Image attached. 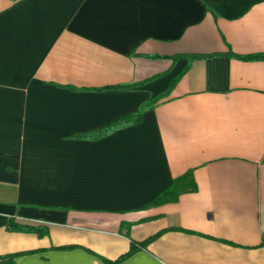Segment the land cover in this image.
Returning a JSON list of instances; mask_svg holds the SVG:
<instances>
[{"label":"crops","instance_id":"0c3cea01","mask_svg":"<svg viewBox=\"0 0 264 264\" xmlns=\"http://www.w3.org/2000/svg\"><path fill=\"white\" fill-rule=\"evenodd\" d=\"M228 48L264 51V0H0V255L264 264V60L195 58L138 122L74 136ZM188 168L194 191L143 206Z\"/></svg>","mask_w":264,"mask_h":264},{"label":"trees","instance_id":"16d2710c","mask_svg":"<svg viewBox=\"0 0 264 264\" xmlns=\"http://www.w3.org/2000/svg\"><path fill=\"white\" fill-rule=\"evenodd\" d=\"M216 54H226L241 60H264V51L261 52H255V53H248V54H239L231 49H227L224 52H212V53H182L178 55H173L172 57H178V56H184L188 59V63L184 66V68L175 76H173L168 84V86L156 93L155 95L151 96L150 98L142 101L137 109L133 112L127 113L114 121L110 122L109 124L102 126L98 129H92L84 133H78L74 134L76 137H88V138H95L100 135L106 134L110 131H112L115 128L125 126L128 124H132L135 122H138L140 120L141 113L147 109H150L154 107L156 104H158L160 101L164 100L170 93L171 89L173 88L176 80L179 78V76L187 69V66L189 62L195 58H203V57H208ZM156 76V75H154ZM153 77V76H152ZM142 82V81H140ZM134 83H118L115 85H111L109 87H128L134 85ZM193 169L188 168L186 169L183 173L180 175L175 176L172 181L162 188L158 194H156L152 199L149 201L145 202L143 206H151V205H156V204H161L164 202H170V201H176L178 199V196L186 191H194L197 187L196 182L193 177ZM9 225L12 226L15 229H22L26 231H32L37 233L38 235H43L47 233V228L43 225H33V224H21L18 223L12 219L9 220ZM159 231L149 235L148 237L140 240V241H132L130 243L129 249L118 256L115 260L113 261H118L123 259L124 257L130 255L134 251H136L139 247H143L146 242H148L150 239L155 237ZM71 245H63L62 247L67 248L70 247ZM17 253H7V254H1L0 255V263H11L13 256H15ZM112 261V262H113Z\"/></svg>","mask_w":264,"mask_h":264}]
</instances>
